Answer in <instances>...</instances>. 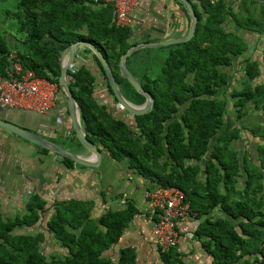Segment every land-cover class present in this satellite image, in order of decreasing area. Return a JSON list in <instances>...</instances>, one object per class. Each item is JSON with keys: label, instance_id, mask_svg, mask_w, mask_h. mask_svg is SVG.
I'll return each instance as SVG.
<instances>
[{"label": "trees", "instance_id": "obj_1", "mask_svg": "<svg viewBox=\"0 0 264 264\" xmlns=\"http://www.w3.org/2000/svg\"><path fill=\"white\" fill-rule=\"evenodd\" d=\"M191 1L198 16L195 35L186 42L157 47L165 51L159 71L150 63L157 56L149 47L127 58L130 70L155 98L150 112L128 118L117 109L118 101L104 67L89 47L82 49L93 53L106 79L103 97L111 100L101 102L97 98V78L86 63L69 69V84L81 107L87 137L102 151L115 160H128L129 168L149 180L151 187L181 188L200 217L216 207L226 214L215 220L207 218L198 230L211 239L206 245L212 246L214 264H234L246 255L261 257L264 262V144L259 148L260 165L248 154L240 157L235 143L241 138L242 128L226 116L228 101L218 96L229 82L223 67L231 66L246 49L243 36L230 26L229 19L241 29L263 33L264 7L261 17H256L233 11L224 0ZM6 15L24 33L22 49L17 50L23 64L38 76L59 85L63 53L77 41L88 39L103 52L123 95L136 104L145 102L146 97L120 69L121 55L138 40H132L131 27L115 24L110 3L20 0L15 9L6 10ZM11 50L7 37L0 34V74L7 72ZM133 59L139 61L137 73L129 65ZM246 72L254 78L259 73L257 62L248 61ZM231 96L235 97L236 117L241 119L248 102L256 107L263 105L264 87L247 83ZM253 132L264 134V126L260 132ZM73 134L83 146L74 130ZM62 158L74 164L70 158ZM243 176L245 182L240 187ZM46 204L40 194L33 193L24 213L8 215L0 210V264L136 262L137 253L132 247L121 248L116 263L108 255L139 212L133 200L128 199L121 209H107L100 216H94L92 200L56 201L44 222V214L50 209ZM233 219H241L240 231ZM51 238L64 250L48 255L43 247ZM161 253L165 264H181L175 247Z\"/></svg>", "mask_w": 264, "mask_h": 264}, {"label": "crops", "instance_id": "obj_2", "mask_svg": "<svg viewBox=\"0 0 264 264\" xmlns=\"http://www.w3.org/2000/svg\"><path fill=\"white\" fill-rule=\"evenodd\" d=\"M255 1L225 0L235 12L254 16L257 13L261 16L264 0L259 2L260 7L262 5L260 10L256 8ZM199 9L202 8L199 6ZM131 17L133 33L137 32L141 35L138 42L148 41L153 34L159 35L158 40L182 36L190 27V16L179 0H139ZM229 22L230 26L243 36L247 46L253 45L252 49L247 47L242 55L235 57L233 68L235 70L229 75L230 81L235 84L244 79L245 83H250L253 87H264V32L241 29L233 23L232 18ZM6 26L5 23V28ZM84 56V52L80 50L76 60L79 58L78 61L83 62ZM246 61H254L258 64L259 73L254 78H250L246 72ZM98 90L97 88V98L104 99L106 96L103 97ZM250 102L254 106V111H259L248 114L246 119L255 122L256 129L260 132L264 126V103L256 107L252 101ZM65 110L66 106L59 104L57 100L56 105L45 114L22 108H0V117L41 132L61 144L54 139V136H61L65 126L61 114ZM240 122L244 123V120ZM67 128H72L71 118ZM262 144H264V134L261 132L256 134L251 129L245 128L235 146L241 158L248 154L249 159L260 165L259 148ZM75 145L68 149L84 157L91 155L84 146ZM102 152L103 159L98 167L75 162L71 165L61 155L52 151L45 152L36 144L0 127V210L8 215L24 213L29 196L37 193L46 200V207L50 208V211L56 201L92 200L95 205L93 214L100 216L107 209L123 208L127 200L131 199L139 212L125 229L119 242L108 251V255L116 263L120 249L132 247L137 253L134 264H165L154 234L158 215L151 202L145 197V190L151 187V182L130 169L128 160L118 161L111 158L106 151ZM244 182L245 176L239 186L242 187ZM225 216L221 208L216 207L212 212L201 217L193 212L190 217L179 222L180 236L175 249L181 264H214L212 246L209 248L206 245L211 239L208 235H200L198 230L207 218L215 220ZM232 221L240 231L241 219ZM44 222L41 224L43 227H45ZM255 258V255H246L234 264H245V261L252 264Z\"/></svg>", "mask_w": 264, "mask_h": 264}, {"label": "built area", "instance_id": "obj_3", "mask_svg": "<svg viewBox=\"0 0 264 264\" xmlns=\"http://www.w3.org/2000/svg\"><path fill=\"white\" fill-rule=\"evenodd\" d=\"M95 1L110 3L113 6L117 26H132L131 13L139 0ZM209 1L217 3L220 0ZM8 60L7 72L0 74V108H22L48 113L56 105L60 90L58 83L40 77L33 69L26 67L16 50H11ZM76 64L74 61L70 69H77ZM100 101L105 102L106 99ZM117 106L118 110H124L120 104ZM145 197L151 202L158 215L154 225L156 243L161 252H168L178 244L179 222L193 214L191 202L181 188L172 185L149 187L145 190ZM252 264H264V262L259 257Z\"/></svg>", "mask_w": 264, "mask_h": 264}, {"label": "water", "instance_id": "obj_4", "mask_svg": "<svg viewBox=\"0 0 264 264\" xmlns=\"http://www.w3.org/2000/svg\"><path fill=\"white\" fill-rule=\"evenodd\" d=\"M179 1L185 7V9L187 10L190 16V27L185 35L178 36L175 38L156 40V41H141L132 45L126 52H124L121 55L120 58L121 72L124 75V77L128 79V81L134 86V88L139 93L143 94L146 97V101L143 104H136L128 100L123 95L109 62L105 58L103 52L98 47H96L91 40L85 39V40L77 41L69 49L65 50V52L67 51L69 52L63 59L61 73L58 78L59 85L63 89V91L65 92L68 98V109L70 113L72 127L81 144L89 152H91L90 156L84 157L82 155H79L76 152L66 148L65 146L53 141L45 134L31 130L29 128H25L5 118L0 117V127L24 138L29 142L36 144L37 146L46 148L58 155L68 157L71 160H73L75 163L85 166H91V167L100 166L103 159V152L96 143H94L87 137L86 131L82 124L81 107L77 99L73 95L68 80V71L77 57V51L82 47H89L98 56L104 67V70L106 72V78L110 83V86L114 92L118 104H120L123 107V109L129 113L131 117H134L135 115L148 113L154 107L155 98L150 91L146 90L142 86L139 79L130 70L127 64V58L130 57L135 51L141 48L163 47L171 44L186 42L194 37L198 23V16L194 9L193 3L191 0H179Z\"/></svg>", "mask_w": 264, "mask_h": 264}, {"label": "rangeland", "instance_id": "obj_5", "mask_svg": "<svg viewBox=\"0 0 264 264\" xmlns=\"http://www.w3.org/2000/svg\"><path fill=\"white\" fill-rule=\"evenodd\" d=\"M19 1L20 0H0V34H3L7 37L9 45L13 48V50H16V51L22 49V45L20 42L24 39V33L20 32L18 30V25L14 19H10L7 17L6 10L15 9L17 7ZM259 2H260V0H256L254 2L256 8L257 7L259 8L258 10H260V8L262 7V5L260 7ZM250 8H252V7H250ZM138 10H140V9H138ZM255 15H256V17L259 16L257 13ZM259 17H261V16H259ZM261 18L264 21V18L263 17H261ZM5 23L7 24V26H6L7 28H5ZM140 38H141V35L139 33H137V32L133 33V36H132L133 41L139 40ZM159 38H160L159 35L153 34L152 36H150L148 38V41H156ZM245 46H246V48L249 47L250 49H252V47H253V45L247 46V44H245ZM80 50L83 51L82 48ZM148 50H150V49H148ZM152 51L155 53L157 58L150 61V63H152V65H153V67H155L156 71L157 70L159 71L161 69L163 63H164L165 51H163V49L151 48V52ZM68 52L69 51L64 52L63 57H65L68 54ZM84 55L85 56L82 58V59H84L83 62L82 61L79 62L78 61L79 58H77V60L75 59L76 63H77L76 65L78 67L80 64L86 63V65L88 67L92 68V70L94 71V74L96 75V78H97L96 87L99 89L98 91L102 92L103 89L106 88V86H105L106 85V79L103 77V74L101 72V68H100L99 64L97 63V61L95 60V58L93 57V53L84 52ZM137 56H139V55H137ZM236 58L234 59L233 64L231 66L223 67V69L229 75H230V73H232L235 70L233 68H234V62H235ZM246 62H248V61H246ZM138 63H139V61H137L136 59H133L129 64L131 69L135 73H137V68H138L137 64ZM230 70H231V72H230ZM245 84H247V83H245L244 79H243V81H240L239 83L232 84V82L230 81V76H229L228 84H226V86H224L223 89H221L219 91L218 96H221L222 98L227 99V101H228V106H227L228 112H227L226 116H230L231 119L236 121L237 126L241 127L242 131L245 128L251 129L252 132L254 130L258 131V129H256L255 122L248 121L246 119L248 114H251V113L253 114V113H256L259 111V110L254 111V109H253L254 106L251 102H248L246 104V106L244 108L245 115L243 116V118L238 119L236 117L237 116V112H236L237 107L235 106V97L231 96V93L233 91H235L236 89L241 90L245 86ZM100 94H102V93H100ZM57 100H58L59 104L66 106V110L61 114L62 119H63V123L65 124V126L61 131V136H54V139H56L58 142H61V144L63 146H66L67 148H71V146H74L75 144H76L75 146H79L78 140L74 139L73 127L67 128V125L70 123V113H69V109H68V98H67V96H66V94L62 88H60V90H59ZM117 109H118V106H117ZM121 112L123 113V112H125V110H122ZM126 115H128V113H125V116ZM245 119H246V121H245ZM241 120H244V123L240 122ZM51 212L52 211L47 210L44 214L43 220H48L47 218L50 217L49 214ZM43 248H44V251L48 255L64 250V248H62L53 238L49 239L45 243V246Z\"/></svg>", "mask_w": 264, "mask_h": 264}, {"label": "flooded vegetation", "instance_id": "obj_6", "mask_svg": "<svg viewBox=\"0 0 264 264\" xmlns=\"http://www.w3.org/2000/svg\"><path fill=\"white\" fill-rule=\"evenodd\" d=\"M105 90H106V88H104V89H103V91L101 92V93H102L101 95H104V94H105V92H104ZM104 99H106V101H105V102H107V101L111 100V98H110V97H108V98H107V97H104ZM107 99H108V100H107ZM145 101H146V99H145ZM119 111H120V110H119ZM120 112H121V111H120ZM121 113H122V112H121ZM122 114L124 115V114H125V112H123ZM124 116H125V115H124ZM128 118H131V116H130L129 114H128Z\"/></svg>", "mask_w": 264, "mask_h": 264}]
</instances>
